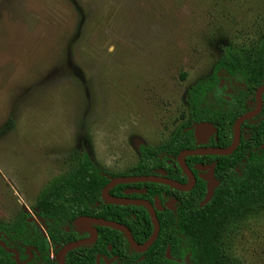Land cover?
<instances>
[{
    "label": "rangeland",
    "instance_id": "obj_1",
    "mask_svg": "<svg viewBox=\"0 0 264 264\" xmlns=\"http://www.w3.org/2000/svg\"><path fill=\"white\" fill-rule=\"evenodd\" d=\"M263 34L264 0H0V219L78 152L129 171L190 119L221 50ZM233 252L264 264V210Z\"/></svg>",
    "mask_w": 264,
    "mask_h": 264
},
{
    "label": "trees",
    "instance_id": "obj_2",
    "mask_svg": "<svg viewBox=\"0 0 264 264\" xmlns=\"http://www.w3.org/2000/svg\"><path fill=\"white\" fill-rule=\"evenodd\" d=\"M243 54L233 48L225 50L222 62H227L224 65L233 74L241 73L235 77L251 87V91L243 94L251 97L254 89L264 84V43L258 45L257 53L251 58ZM216 72L214 66L208 79L188 90L190 119L177 126L161 144L141 146L139 158L129 171L104 170L96 166L86 152H78L70 170L55 176L42 187L36 203L39 216L48 224L49 230L55 232L59 228L63 232L61 237L50 233L51 241L63 246L83 238L82 232L74 228V221L80 215L115 221L131 230L133 228L124 217L127 215L131 220L132 214L142 215L146 224L142 226L140 237L134 240L142 244L150 237L153 225L143 206L107 202L101 197V190L115 176H149L158 169L164 170L166 177L185 183L187 178L177 162V155L183 149L196 148L193 133L187 129L192 121H210L216 125L222 122L217 140L212 138L208 145L225 148L231 144L233 120L248 108L237 111L229 102L219 101ZM257 120L251 122L253 126L250 122L244 123L248 128L246 136L241 135L233 152L185 157L189 168L195 163L216 161L214 175L219 184L203 206H199V202L204 198L206 187L199 178L186 191L158 182L134 183L146 189L145 194L134 196L149 202L157 196L163 206L162 210L156 211L158 235L147 250L135 251L122 231L102 225L98 239L86 246L89 249L92 246L96 254L110 244L116 257L108 264H243L233 252L234 240L246 220L264 210V139H259L262 134L258 135L264 120ZM128 185V182L118 183L108 193L119 197L120 190ZM170 199L173 202L168 207L165 203Z\"/></svg>",
    "mask_w": 264,
    "mask_h": 264
},
{
    "label": "flooded vegetation",
    "instance_id": "obj_3",
    "mask_svg": "<svg viewBox=\"0 0 264 264\" xmlns=\"http://www.w3.org/2000/svg\"><path fill=\"white\" fill-rule=\"evenodd\" d=\"M262 43H264V34L256 42L242 43V45L244 46L225 47L221 50L220 55L218 56V59L215 63V67L217 68V72H216L217 79H216L215 85H216V91L218 94L219 101L222 103L224 101L229 102L234 107H236L237 111H239V109L248 108L245 112L239 114L233 120L232 140L234 136V125H235L236 120L241 115L247 112H251L256 109L257 90L259 87L263 86L264 84H261L260 86L254 89L253 96L251 97L245 96V95L243 96L245 91H249V90L251 91V87H249L246 83L242 81H237V77L235 76H238L241 73L233 74V72H231L232 70L229 69L226 65H224L227 62L226 63L222 62V58L225 54V50L226 51L229 49L232 50V48L237 50L238 52H241L242 54L244 53L243 55L247 56V58H251L255 53H257L258 45ZM233 112H236V111L233 110ZM254 119L256 120L258 119L257 122H260L259 120H264V91L261 93L260 105H259L257 112L251 117L246 118L243 121H241L239 125V129H238L239 142H240L241 135L246 136V132L248 130L247 126L244 123H248V122L251 123ZM192 122H201V121H192ZM251 125L253 126V123H251ZM214 126L216 128L215 136L217 140V134L220 133V130L222 129L223 124L221 122L218 125L214 124ZM262 128L263 129L258 128V135L260 136L262 134V136H260L259 139L261 138L264 139V127ZM212 138L215 140V137L213 135L209 138V142L207 144L201 145V146L210 147L208 144L210 143ZM213 162H215V165H216V161H212L210 163H207V162L195 163L191 166L190 169H191L193 176L195 177V182L197 178L199 179L201 178L199 177L200 171L195 169L194 166L197 164H202V165L212 164ZM70 169L71 167H68L61 174H64ZM134 183L135 182H128V184L130 185L125 186L120 190L121 196L119 197L131 198V199H141L138 196H134V195L145 194L146 189L144 187H138L134 185ZM204 183L206 187V182L204 181ZM41 189L38 191V193L41 191ZM141 189H145V191L141 193L135 191V190H141ZM12 195H13V203L8 209L10 210V213L7 215L6 219H0V264H96L97 257L99 258L100 264L101 262L108 264V263H111L112 260L116 257V255L112 253V248L110 244L106 245L105 250H102V252H98L95 254L94 248H92V246H90V249L86 246L89 244L92 245L94 243L93 241L89 244L81 245L79 247L68 250L67 252L63 254L62 258L60 259V250L62 246L55 244L53 241L49 239V235L53 231L49 230L48 224H46L44 220L41 219L39 216L40 210L36 207L37 195L34 198V200L31 202L22 200L19 197L18 192L16 191L15 193L12 192ZM155 197L157 196L153 197V201ZM143 200L148 201L147 199H143ZM153 201L150 203L152 204ZM168 202H166L165 205ZM127 205L142 206V205H136V204H127ZM162 209H163V206H162ZM145 210L147 211L149 219L151 221L148 210L146 208ZM157 211H160V210H157ZM80 217H93V216L80 215V216H77L74 221V228H76V230L81 231L84 236L81 239L89 238L90 231L88 230V228L81 226L78 223V219ZM131 217H132L131 220H130V217L127 215L124 218H126V221L133 228V230H131L125 224H122V225H124L126 228H128V230H130L133 238L135 239L136 237H140L139 233H141L142 226L146 224V221L142 215L136 217L134 214H132ZM26 222L29 224H26ZM99 226L100 225H97V224L94 225L96 229V240L98 239L100 235ZM53 233L59 237L63 236V232L60 231L59 228H57L56 231ZM124 236L127 240V237L125 234ZM139 253H142V252H139Z\"/></svg>",
    "mask_w": 264,
    "mask_h": 264
},
{
    "label": "water",
    "instance_id": "obj_4",
    "mask_svg": "<svg viewBox=\"0 0 264 264\" xmlns=\"http://www.w3.org/2000/svg\"><path fill=\"white\" fill-rule=\"evenodd\" d=\"M264 91V85L259 87L257 90V107L255 110L251 112H247L243 115H241L235 122L234 125V136L232 143L225 147H206V146H201L205 145L209 142V138L214 135L215 140H216V128L213 123L208 122V121H201V122H192L191 125L188 127V129L193 131V136L195 139V145L197 146L194 149H183L181 150L178 155H177V162L183 172L186 174L187 181L185 183H181L175 180H172L168 177H166V172L162 169L155 170L152 175L149 176H115L113 177L101 190V197L103 200L114 203V204H136V205H142L144 206L150 215L152 224H153V230L150 235V237L142 244L137 243L130 230L126 228L124 225L115 222V221H110V220H105L103 218H98V217H80L78 219V223L81 226H84L88 228L90 231V237L89 238H84L80 240H75L68 242L64 244L61 247L60 250V259L62 258L63 254L67 252L70 249L79 247L81 245H86L89 244L96 239V229L94 227L95 224L97 225H102V226H107L111 228L118 229L122 232L127 237L128 243L137 252H143L147 250L154 240L156 239L159 231V222L156 217V211L157 210H162V205L160 203V200L158 197L154 198L153 203L151 204L150 202L143 200V199H131V198H120V197H113L111 196L108 191L111 187L118 183H127V182H158V183H163L172 186L173 188H176L178 190L186 191L190 190L195 183V177L193 176L191 169L188 167V165L185 162V157L189 155H201V154H229L233 152L236 147L238 146L239 143V125L241 121H243L246 118L251 117L254 115L260 105V96L261 93ZM195 169L199 170V177L203 179L206 182V193L204 198L199 202V206H203L206 204L211 197L213 196L214 189L218 186L219 181L214 177V168H215V162L212 164H197L194 166ZM204 172V173H203ZM136 192H144L145 189L141 190H135ZM172 201L171 199L166 206L171 207L172 206ZM167 256L169 257L168 251H167ZM108 263V262H107ZM96 264L99 263V258L97 257Z\"/></svg>",
    "mask_w": 264,
    "mask_h": 264
}]
</instances>
